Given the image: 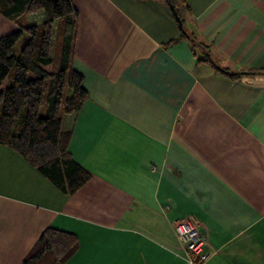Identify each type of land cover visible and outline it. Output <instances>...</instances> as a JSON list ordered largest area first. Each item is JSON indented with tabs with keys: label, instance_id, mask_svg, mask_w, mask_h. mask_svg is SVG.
Listing matches in <instances>:
<instances>
[{
	"label": "crops",
	"instance_id": "0c3cea01",
	"mask_svg": "<svg viewBox=\"0 0 264 264\" xmlns=\"http://www.w3.org/2000/svg\"><path fill=\"white\" fill-rule=\"evenodd\" d=\"M71 1L87 96L64 123L90 178L64 194L0 144V264L47 226L78 238L64 264H188L181 218L205 264H264V0H175L182 27L165 0Z\"/></svg>",
	"mask_w": 264,
	"mask_h": 264
},
{
	"label": "trees",
	"instance_id": "16d2710c",
	"mask_svg": "<svg viewBox=\"0 0 264 264\" xmlns=\"http://www.w3.org/2000/svg\"><path fill=\"white\" fill-rule=\"evenodd\" d=\"M174 1L170 0L175 8ZM39 12L41 20L29 22L28 16ZM0 14L14 25L0 35V144L19 154L59 191L72 194L90 178L68 152L71 128L64 123L87 96L82 75L70 64L74 22L69 17L76 16L77 9L71 0H0ZM22 37L21 45H16ZM77 246L74 233L47 226L22 263L64 264Z\"/></svg>",
	"mask_w": 264,
	"mask_h": 264
},
{
	"label": "built area",
	"instance_id": "2783aa9c",
	"mask_svg": "<svg viewBox=\"0 0 264 264\" xmlns=\"http://www.w3.org/2000/svg\"><path fill=\"white\" fill-rule=\"evenodd\" d=\"M173 231L177 247L183 252L188 264H205L210 256L206 249V235L190 218H181L173 222Z\"/></svg>",
	"mask_w": 264,
	"mask_h": 264
},
{
	"label": "rangeland",
	"instance_id": "374dc122",
	"mask_svg": "<svg viewBox=\"0 0 264 264\" xmlns=\"http://www.w3.org/2000/svg\"><path fill=\"white\" fill-rule=\"evenodd\" d=\"M41 14L40 13H37V14H33V15H30V16H28V20H29V22H38V21H40L41 20ZM10 26V28H9V31H11V24L9 25ZM8 26V27H9ZM24 38L22 37V38H19L18 39V42L16 43V45H21V42H22V40H23ZM12 75H13V72L12 71H10V73L8 74V77H7V80H9V82H11V79H12ZM66 89H68L67 87H66ZM43 107H42V109H41V112L43 113Z\"/></svg>",
	"mask_w": 264,
	"mask_h": 264
},
{
	"label": "water",
	"instance_id": "95a60500",
	"mask_svg": "<svg viewBox=\"0 0 264 264\" xmlns=\"http://www.w3.org/2000/svg\"><path fill=\"white\" fill-rule=\"evenodd\" d=\"M166 1L168 2V6L172 11V13H173V15H174V17L178 23V26L182 27V21H181L179 15L177 14V11L175 10L174 5L170 2V0H166Z\"/></svg>",
	"mask_w": 264,
	"mask_h": 264
}]
</instances>
